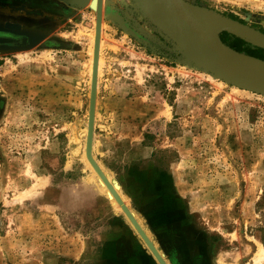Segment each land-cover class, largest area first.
Returning a JSON list of instances; mask_svg holds the SVG:
<instances>
[{"label": "rangeland", "instance_id": "obj_1", "mask_svg": "<svg viewBox=\"0 0 264 264\" xmlns=\"http://www.w3.org/2000/svg\"><path fill=\"white\" fill-rule=\"evenodd\" d=\"M95 1L0 0L16 36L0 38V264H159L85 160L94 56L93 155L167 263L264 264V93L201 67L133 0H104L92 41ZM187 1L264 33V0Z\"/></svg>", "mask_w": 264, "mask_h": 264}, {"label": "water", "instance_id": "obj_2", "mask_svg": "<svg viewBox=\"0 0 264 264\" xmlns=\"http://www.w3.org/2000/svg\"><path fill=\"white\" fill-rule=\"evenodd\" d=\"M77 1L84 3L86 0ZM133 1L151 23L176 42L179 47L184 49L185 54L188 57H191L201 67L233 84L264 93V82L262 80L237 71L225 62L224 56L228 52L225 53L223 51L224 45L219 37V33L223 31L241 32L256 40V43L264 48L263 32L241 21L225 16L213 9L191 4L187 0ZM65 2L74 5L72 0H65ZM185 23L191 27V30L187 29ZM0 31L11 33L5 30ZM19 34L22 35L21 33ZM200 38L207 41L212 47L211 51L204 53V43L200 41ZM23 40L24 43L34 42L29 36H23ZM220 58H223V60ZM96 96L97 78L95 76L91 91V112L89 116L87 140V157L91 162V146L94 131L93 114L95 110ZM101 177L105 180L103 175H101ZM116 199L119 202L117 197ZM123 208L125 210L124 212L132 220L131 222L134 224L135 228L140 231L139 225L134 221L129 209L126 207ZM146 242L149 244L151 250L155 252L153 247H151V244L147 240ZM158 258L160 264H167L160 257Z\"/></svg>", "mask_w": 264, "mask_h": 264}, {"label": "bare ground", "instance_id": "obj_3", "mask_svg": "<svg viewBox=\"0 0 264 264\" xmlns=\"http://www.w3.org/2000/svg\"><path fill=\"white\" fill-rule=\"evenodd\" d=\"M72 1H73L72 3L74 5H79L81 7H85L88 4H91V2H92V0H86L84 3L83 2H79L77 0H72ZM103 1L104 0H96L95 1V5L93 3V6L96 9V12H95V17H96L95 21L96 22H95V27H94V32H93V40L92 41H94V40L100 41L101 40L102 26H103L102 25L103 24V15H104V10H105L104 7H103ZM185 25H186L188 30H191V27L189 25H187L186 23H185ZM13 29H16V28H13ZM16 30L22 31L20 29H16ZM200 41L205 43L203 41V38L202 39L200 38ZM224 49H223V51H224ZM227 52H229V51H227ZM93 56H94V54H93ZM222 60H223V58H222ZM224 60L229 66L233 67L235 70L240 71V72H242V73H244V74H246L248 76L255 77V78H258V79L264 81V64L261 61H259V59L258 60L257 59H252L254 61H249V60L240 58L236 54L226 53L225 56H224ZM102 61H103L102 57L99 58L98 56H94L91 59V73H92L91 74V83L93 85V79L96 76V78H97V87H98V65H99V70H100V66L102 64ZM91 91H92V86H91ZM95 104H96V102H95ZM90 112H91V98H90L89 116H90ZM93 116H94L93 117V129L95 131V126H94L95 125V110H94ZM88 131H89V120H88ZM94 131H93V135H94ZM87 140H88V133H87ZM93 140H94V138L92 137V146H91L92 162L87 157V142H86V150H85V160L88 163L89 167L93 170V176L97 180L96 182H97L98 187L103 192H105L106 195L116 205H119L122 208L123 212L125 211L123 207H126L127 209H129L134 221L139 225L140 231H138L135 228V226L131 222L132 220L129 218V216L125 212H124V214L126 215L127 219L130 221V223L133 225V227L135 228L137 233L141 236V238L143 239V241L145 242V244L149 248V251L152 253V255L154 256L156 261L160 264V261H159V258H158V257H160L162 260L165 261V263H167L166 259L162 255V253L157 249V247L151 241L150 237L148 236V232L146 231V229L141 225L139 220L136 218L135 213L132 212L130 210V208L127 206V204L125 202V199L122 197V195L120 193V190H119V187L117 186V184H115L113 182V180L111 179V177H109V175L106 173V171H105L104 167L101 165V163L98 162L95 159V157L93 155ZM101 175L104 176L105 180L101 177ZM116 197L119 199V202L117 201ZM145 239L151 244V247H153L155 252L151 250L149 244L146 242ZM258 254H259V257L264 256V248L263 247L259 248V253Z\"/></svg>", "mask_w": 264, "mask_h": 264}, {"label": "trees", "instance_id": "obj_4", "mask_svg": "<svg viewBox=\"0 0 264 264\" xmlns=\"http://www.w3.org/2000/svg\"><path fill=\"white\" fill-rule=\"evenodd\" d=\"M225 35L228 36L229 34L227 32H223L221 34V39L224 40L231 48L238 50V51H246L253 56L264 59V49L249 50L248 48L243 47L245 42L242 39L238 37H233L231 40H227ZM258 50L261 52H259Z\"/></svg>", "mask_w": 264, "mask_h": 264}, {"label": "crops", "instance_id": "obj_5", "mask_svg": "<svg viewBox=\"0 0 264 264\" xmlns=\"http://www.w3.org/2000/svg\"><path fill=\"white\" fill-rule=\"evenodd\" d=\"M111 10V9H110ZM104 12H105V10H104ZM112 12V13H111ZM110 12V14H109V16H110V18H112V19H114V17H112V14H113V10ZM104 16V15H103ZM142 21V20H141ZM115 23H113V25H114ZM102 25H104V23L102 24ZM109 25V24H108ZM110 27L112 26L111 24L109 25ZM115 26V25H114ZM131 27V25L130 24H128L127 25V23L125 22V24H124V29H128V28H130ZM102 28H103V26H102ZM102 36V35H101ZM102 65V64H101ZM100 73H101V66H100V70L98 71V83H99V75H100ZM99 86V85H98ZM97 92H98V90H97Z\"/></svg>", "mask_w": 264, "mask_h": 264}, {"label": "flooded vegetation", "instance_id": "obj_6", "mask_svg": "<svg viewBox=\"0 0 264 264\" xmlns=\"http://www.w3.org/2000/svg\"><path fill=\"white\" fill-rule=\"evenodd\" d=\"M0 38H16L15 34L0 31Z\"/></svg>", "mask_w": 264, "mask_h": 264}]
</instances>
